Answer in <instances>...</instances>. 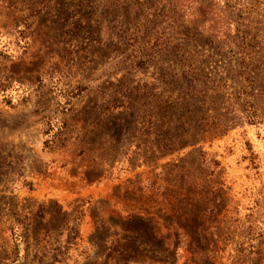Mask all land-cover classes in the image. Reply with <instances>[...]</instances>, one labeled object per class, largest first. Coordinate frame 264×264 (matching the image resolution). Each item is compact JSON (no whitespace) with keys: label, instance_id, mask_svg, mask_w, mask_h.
Instances as JSON below:
<instances>
[{"label":"rangeland","instance_id":"obj_1","mask_svg":"<svg viewBox=\"0 0 264 264\" xmlns=\"http://www.w3.org/2000/svg\"><path fill=\"white\" fill-rule=\"evenodd\" d=\"M0 264H264V0H0Z\"/></svg>","mask_w":264,"mask_h":264}]
</instances>
